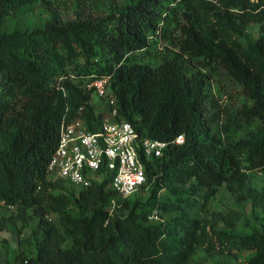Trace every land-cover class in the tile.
Instances as JSON below:
<instances>
[{"label": "trees", "instance_id": "obj_1", "mask_svg": "<svg viewBox=\"0 0 264 264\" xmlns=\"http://www.w3.org/2000/svg\"><path fill=\"white\" fill-rule=\"evenodd\" d=\"M100 1L110 4L105 17H82L80 6ZM38 2L42 23L8 28ZM0 74V209H15L0 229L36 222L32 253L0 264H191L206 244L217 248L214 237L249 252L239 264H264V186L251 178L264 173V0H0ZM105 76L115 120L169 142L162 156L141 153L147 195L121 197L111 173L70 192L48 173L64 122L100 130L111 105L99 99V108L88 84ZM223 78L246 100L220 124L213 83ZM223 192L251 204V232L238 233L244 213L231 204L204 215Z\"/></svg>", "mask_w": 264, "mask_h": 264}, {"label": "built area", "instance_id": "obj_2", "mask_svg": "<svg viewBox=\"0 0 264 264\" xmlns=\"http://www.w3.org/2000/svg\"><path fill=\"white\" fill-rule=\"evenodd\" d=\"M110 76L96 78L88 84L98 99L111 105L103 112L98 132H92L82 118L64 122L59 145L48 165L53 178H62L75 187H87L101 182L106 173L112 174V188L124 198L132 196L147 182L146 168L141 153L146 157L162 156L169 142L140 137L134 126L115 120L118 114L116 99L109 92ZM184 142V135L173 141ZM116 201H113V211Z\"/></svg>", "mask_w": 264, "mask_h": 264}, {"label": "rangeland", "instance_id": "obj_3", "mask_svg": "<svg viewBox=\"0 0 264 264\" xmlns=\"http://www.w3.org/2000/svg\"><path fill=\"white\" fill-rule=\"evenodd\" d=\"M127 1L130 0H114V3L116 5L123 6ZM76 8L77 7L74 5V3H70L67 7L62 9L63 17L66 20L75 18ZM109 9L110 4L108 3V1L90 3L79 7L83 18L88 17L93 20H97L100 17H105L109 13ZM47 16L48 15L45 6L38 2L27 7L22 12L14 16L13 19L8 22V28L12 29L18 21L29 24H39L42 23ZM249 31L253 34L254 37H258L260 35V25L251 24ZM162 46L164 45L160 44L159 49H161ZM213 90L218 102V108L216 109V111L220 112V124H223L228 118L233 117L235 113L238 112V110L242 107L244 101L246 100V96L240 85L227 78L215 81L213 83ZM94 102L99 106V108L103 109V102L96 96H94ZM251 178L253 184L256 187L261 188L264 186L263 172L252 173ZM66 187L69 188L70 192H74L76 190L70 188L68 183H66ZM147 194L148 190L140 189L133 195V197L144 196ZM218 198L219 200L213 202L209 206V210L204 212L205 216L209 217L211 211L214 208L226 210V206L228 204H231L233 207L239 209L244 213L243 219L238 222V233H249L253 228L257 226L256 220L254 218L256 213L252 210L251 204H247L246 206L233 204V202H231L230 198H228L224 192L220 196H218ZM14 211L15 209L11 206H3L0 209V216L11 215L12 213H14ZM50 219L56 225L60 226L58 215L52 214L50 216ZM35 229L36 222H32L30 226L26 228L22 233L19 232V227H10L5 230L0 229V262L5 261V259L7 258H9L10 260H14V256L21 252L31 254L33 246L28 241V239L30 240L31 237L32 240V234ZM214 240L217 243V248L215 250H209V246L206 244L195 255L194 261L191 264H215L216 262H224L225 264H239L244 263L245 259L249 255L248 251L234 252L230 247H227L226 245L222 246L221 244H219V241L216 239V237H214Z\"/></svg>", "mask_w": 264, "mask_h": 264}]
</instances>
